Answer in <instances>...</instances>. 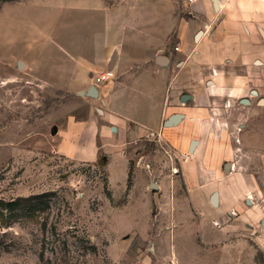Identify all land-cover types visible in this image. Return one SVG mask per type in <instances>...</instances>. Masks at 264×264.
Instances as JSON below:
<instances>
[{"label":"rangeland","instance_id":"374dc122","mask_svg":"<svg viewBox=\"0 0 264 264\" xmlns=\"http://www.w3.org/2000/svg\"><path fill=\"white\" fill-rule=\"evenodd\" d=\"M160 2L135 0L134 8L149 11ZM104 3L130 8L123 0ZM103 8L101 0H0V264H178L173 255L156 253L159 229L170 214L156 220L149 205L150 189L135 191L130 184L137 170L152 177L151 163L165 166L170 174L159 149L145 137L125 145L128 188L120 186L121 166L113 169L111 188L106 164L113 153L119 157L102 148L106 143L113 147V140L103 142L96 130L97 140L88 148L85 139L74 137L81 125L101 126L100 98L77 94L81 84L96 86L95 78L88 81L84 64L100 60L105 44L118 45L130 38L117 23V13ZM18 62L24 67L18 68ZM230 77L225 74V79ZM220 84L230 85L225 80ZM254 86L249 82L247 89ZM99 92L104 94L103 89ZM228 92L216 97L206 119L214 118L218 124L207 127L206 134L217 135L219 145L232 140L239 147L237 119L254 118L255 113L263 117V106H243L233 98L227 107ZM181 95L167 106L185 105ZM54 126L57 133L52 135ZM247 161L243 158L237 169L258 172V160ZM244 165L249 167L242 169ZM166 194L175 201L185 197L182 176L176 175ZM249 198L242 206L252 214L257 199L253 193ZM204 210L206 216L216 215L215 210ZM230 214L217 220L219 227L211 225L215 230L230 226L232 233L223 241L232 247L233 261L222 262L223 241L209 247L197 229L186 234L196 251L189 259L196 264H264L263 218L251 221ZM208 222L209 217L205 226ZM144 231L155 237L144 239Z\"/></svg>","mask_w":264,"mask_h":264},{"label":"crops","instance_id":"0c3cea01","mask_svg":"<svg viewBox=\"0 0 264 264\" xmlns=\"http://www.w3.org/2000/svg\"><path fill=\"white\" fill-rule=\"evenodd\" d=\"M151 1L153 5L156 2ZM123 2L130 8L120 4L109 6L101 0L103 9L117 13V23L123 24L130 38L118 45L105 44L100 60L84 64L89 82L99 74H111L98 89L101 126L93 129L95 124L81 125L74 137L85 139L88 148L97 140L96 130L103 142L113 140V147H106V143L102 148L116 152L119 157L116 159L113 153L112 161L109 159L106 164L111 188L113 169L117 166L123 168L124 174L120 186L128 188L129 168L122 155L123 147L148 132H160L178 155L191 156L189 161L179 164L178 175L182 176L186 189L181 200L168 199L166 189L174 186L176 175H168L165 166L156 167L151 163L153 178L147 172L135 171L130 184L143 192L154 182L157 189L148 190L151 212L155 213L156 220L157 216L170 214L164 227L159 229L160 244L156 253L167 258L173 255L178 264L193 262L189 255L196 251L187 243V231L199 230L201 241L210 247L222 243L232 233L230 226L220 230L213 228L214 221L225 219L231 212L251 221L262 217L264 226V116L258 117L255 113L254 118L252 115L237 119L243 123L237 124L239 147H235L232 140H224L221 146L217 135L206 134L207 127L218 124L214 118L207 120L206 117L214 111L216 97L228 90L230 104L227 107H231L236 98L243 106H263L264 115V103H261L264 98H258L259 94L264 95V0H161L159 7L149 11L134 8L135 0ZM114 54L113 67L108 70ZM160 57L165 58L167 64L159 65ZM226 73L231 77L225 79ZM222 80L230 85H221ZM249 82L255 89H247ZM89 86L81 84L79 91L85 92ZM101 89L103 95L99 92ZM180 92V102L185 105L168 107V102L171 104ZM183 96L189 99L183 100ZM243 99L249 104H242ZM253 99H257L256 102ZM174 114L183 118L175 126L164 127ZM192 141L197 144L190 150ZM243 158L250 164L258 160V172L238 170L237 165L242 166ZM224 161L227 162L221 171ZM247 167L244 165L242 169ZM252 193L257 201L256 209L250 214L251 211L243 208L242 201L249 199ZM213 194H216L215 205L211 203ZM204 209L215 210L216 215L206 216ZM208 217L210 223L205 226ZM143 236L146 239L154 235L144 231ZM222 252V262L233 261L231 246L225 244ZM181 255L185 257L182 259Z\"/></svg>","mask_w":264,"mask_h":264},{"label":"built area","instance_id":"2783aa9c","mask_svg":"<svg viewBox=\"0 0 264 264\" xmlns=\"http://www.w3.org/2000/svg\"><path fill=\"white\" fill-rule=\"evenodd\" d=\"M194 1L195 0H189V2H194ZM176 49L177 48H175V50ZM94 78H95L94 84L96 86L98 85L102 86L104 83L108 81L107 74H99ZM144 137L149 142H152L157 147V149H159V151L166 158V160L169 162L170 175L171 176L178 175L179 164L181 162H186L188 160V155L187 154L178 155L171 146L167 145L160 132L151 131L148 132V134H146ZM133 143L137 144V141H134ZM213 225L219 227L218 222H213Z\"/></svg>","mask_w":264,"mask_h":264},{"label":"water","instance_id":"95a60500","mask_svg":"<svg viewBox=\"0 0 264 264\" xmlns=\"http://www.w3.org/2000/svg\"><path fill=\"white\" fill-rule=\"evenodd\" d=\"M199 34L200 33H198L196 35V38H198ZM114 59H115V54L111 57V60H110L109 66H108V70L112 69ZM158 64L161 65V66H164L165 64H167V61H166L165 58L160 57V58H158ZM23 67H24V64L22 62H18V68H23ZM252 93L255 94L254 91ZM78 95H80L82 97H89V98H92V99H97L98 96H99V93H98V89L96 88V86L90 85L89 88L85 92H79ZM187 99H189L188 96H183V100H187ZM261 103L263 104L264 100H261ZM242 104H249V102H248V100L243 99L242 100ZM182 118H183L182 115L174 114V115H172L171 117H169L166 120V122L164 123V127L169 128V127L175 126L176 124H178L181 121ZM56 133H57V127L54 126L52 128L51 134L55 135ZM196 144H197L196 141H192L191 142V146H190V150H193V148L195 147ZM149 189L151 191L152 190H156L157 189V185L154 182H151L150 185H149ZM215 202H216V194H213L211 196V203L213 205H215Z\"/></svg>","mask_w":264,"mask_h":264},{"label":"trees","instance_id":"16d2710c","mask_svg":"<svg viewBox=\"0 0 264 264\" xmlns=\"http://www.w3.org/2000/svg\"><path fill=\"white\" fill-rule=\"evenodd\" d=\"M16 205H17L16 203L11 204V206H16Z\"/></svg>","mask_w":264,"mask_h":264},{"label":"bare ground","instance_id":"6f19581e","mask_svg":"<svg viewBox=\"0 0 264 264\" xmlns=\"http://www.w3.org/2000/svg\"><path fill=\"white\" fill-rule=\"evenodd\" d=\"M250 199V198H249Z\"/></svg>","mask_w":264,"mask_h":264}]
</instances>
